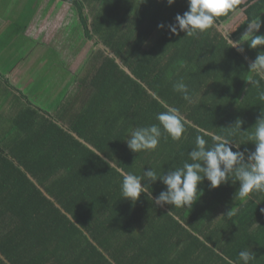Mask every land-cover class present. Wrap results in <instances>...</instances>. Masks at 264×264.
Returning a JSON list of instances; mask_svg holds the SVG:
<instances>
[{
  "label": "trees",
  "instance_id": "16d2710c",
  "mask_svg": "<svg viewBox=\"0 0 264 264\" xmlns=\"http://www.w3.org/2000/svg\"><path fill=\"white\" fill-rule=\"evenodd\" d=\"M60 1L71 5L84 37L114 56L94 50L75 93L58 103L57 120L30 103L1 119L0 264H237L240 248L254 249L249 264H264L263 193L240 198L239 181L210 188L205 179L191 208H177L155 204L166 190L159 179L135 203L121 192L125 174L150 167L163 174L191 162L197 136L208 146L221 136L241 151L255 150L248 135L264 113L258 98L264 80L258 89L246 79H260L248 66L264 46L252 49L245 41L239 52L231 40L249 21L264 22V0H239L191 37L168 28L188 0ZM239 9L243 17L225 36L218 25ZM256 34H264V23ZM180 81L190 102L173 90ZM165 106L183 117L181 139L161 127L156 150H130L131 131L159 125ZM238 118L241 131L233 126ZM214 220L208 232L197 227Z\"/></svg>",
  "mask_w": 264,
  "mask_h": 264
},
{
  "label": "clouds",
  "instance_id": "9594fccd",
  "mask_svg": "<svg viewBox=\"0 0 264 264\" xmlns=\"http://www.w3.org/2000/svg\"><path fill=\"white\" fill-rule=\"evenodd\" d=\"M169 5L175 0H167ZM239 3V0H188V10L177 14L175 22L168 25L172 34L184 31L191 37L211 28L218 17L227 15ZM262 22L259 18L248 22L247 31L239 41H232L231 47L243 52L238 45L247 41L250 48L264 46V34L257 35ZM164 24L158 25L164 28ZM264 51H261L248 68L259 76V80L252 77L246 79L251 85L260 88V81L264 80ZM173 90L183 95L186 101H191L188 86L183 82L173 84ZM258 98L264 100V91L258 93ZM166 107V110L157 114L159 125L152 124L146 127H137L131 131L127 139V145L135 153L144 150H156L162 136L161 127L172 140H180L185 131V124L178 109ZM243 120L237 119L233 124L234 129L241 131ZM254 132L249 133L248 141L255 143V150L245 148L239 150L241 144H237L227 137L213 136L211 146L207 145L204 138L197 136L196 146L188 153L191 162L187 160L182 166L158 174L150 167L143 170L142 175L132 173L123 176L121 192L123 198L130 199L133 203L139 200L141 193L149 194V186L158 179L166 185V190L154 198L157 206L164 204L177 208L189 207L198 199V184L205 179L210 182V188H217L221 184H227L231 179L233 183L240 182L237 195L240 198L248 197L251 193H264V113L257 119ZM235 133H233L234 135ZM167 138V137H165ZM233 148L236 150L234 151ZM247 154V156H246ZM141 181H147L142 186ZM150 196V194H149ZM264 211V209H262ZM226 215L232 217L234 212L230 209ZM255 254L249 250H242L239 259L243 264H249L254 260Z\"/></svg>",
  "mask_w": 264,
  "mask_h": 264
},
{
  "label": "crops",
  "instance_id": "0c3cea01",
  "mask_svg": "<svg viewBox=\"0 0 264 264\" xmlns=\"http://www.w3.org/2000/svg\"><path fill=\"white\" fill-rule=\"evenodd\" d=\"M67 4L60 0H0V121H9L19 107L29 103L57 120L58 103L75 93L76 78L95 47L84 37L77 14ZM72 22L71 34L68 26ZM74 38L80 40L76 48H72ZM215 224V220L209 226L199 221L197 227L208 232ZM242 250L252 248L237 249V264H243L239 259Z\"/></svg>",
  "mask_w": 264,
  "mask_h": 264
},
{
  "label": "rangeland",
  "instance_id": "374dc122",
  "mask_svg": "<svg viewBox=\"0 0 264 264\" xmlns=\"http://www.w3.org/2000/svg\"><path fill=\"white\" fill-rule=\"evenodd\" d=\"M242 1V0H241ZM242 3H244V2H242ZM69 4H67V6H68ZM241 10L242 9H240V10H237V11H235L230 17H229V19H227L226 20V22H224V23H221V24H219L218 25V27H220L219 29L222 31V33L224 34V35H229V31L231 30V29H233V27H235V25L240 21V19L243 17V14L241 15ZM72 24V25H71ZM68 27V30L70 31L71 30V34L72 33H74V27H73V25L75 24L74 22H72ZM66 31V30H65ZM79 32V31H78ZM75 35V34H74ZM73 35V36H74ZM71 39H72V37H70ZM73 46H72V48H76V47H78V46H80V40L78 39V40H76V38H74V40H73ZM95 48L94 49H96L98 46H95V45H93Z\"/></svg>",
  "mask_w": 264,
  "mask_h": 264
},
{
  "label": "water",
  "instance_id": "95a60500",
  "mask_svg": "<svg viewBox=\"0 0 264 264\" xmlns=\"http://www.w3.org/2000/svg\"><path fill=\"white\" fill-rule=\"evenodd\" d=\"M219 28H220V27H219ZM225 36H228V35H225ZM100 46H101L102 48H104V49L107 51L108 54L114 56L113 52H112L111 50H109L107 47H105L104 45H100ZM116 61H117L119 64H121L118 58H116ZM124 69H125L127 72H130V71L128 70V68L124 67Z\"/></svg>",
  "mask_w": 264,
  "mask_h": 264
}]
</instances>
